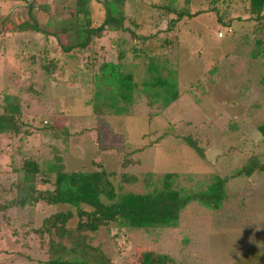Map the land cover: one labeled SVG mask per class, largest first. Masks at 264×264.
Listing matches in <instances>:
<instances>
[{
	"label": "rangeland",
	"instance_id": "1",
	"mask_svg": "<svg viewBox=\"0 0 264 264\" xmlns=\"http://www.w3.org/2000/svg\"><path fill=\"white\" fill-rule=\"evenodd\" d=\"M166 1L125 0L124 25L142 35L162 30L168 16L157 5ZM34 2L48 6L32 10L38 24L55 31L56 23L71 15L74 0ZM176 3L181 6L182 0ZM90 6L91 22L97 24L101 10ZM206 6L207 0H188L191 11ZM216 7L217 14L184 17L170 34L156 33L143 42L126 31L107 30L86 50L70 55L60 50L68 34L45 38L17 31L14 26L26 19L24 0H0V113L3 95L11 96L26 132L0 134V264H46L42 219L67 206L39 200L19 207L13 200L22 161L31 158L43 167L54 155L65 171L104 169L120 191H144V173L152 179L175 173V185L192 191L204 188L213 175L227 178L218 209L189 202L175 227L109 224L92 233L91 243L109 264H141L142 253L153 252L170 264H264V174L231 176L248 158H264L257 131L264 123V51L250 56L263 34L260 23L248 18L247 0H219ZM163 39L171 45H161ZM132 47L145 48L175 71L181 95L172 105H147L138 90L148 59L140 51L133 54ZM117 60L134 76V101L126 113L95 114L93 76L101 62ZM48 61L56 65L51 73L42 67ZM187 135L202 148L203 158L185 144ZM122 174L136 180L125 182ZM52 181V173H38L33 185L51 190Z\"/></svg>",
	"mask_w": 264,
	"mask_h": 264
},
{
	"label": "trees",
	"instance_id": "2",
	"mask_svg": "<svg viewBox=\"0 0 264 264\" xmlns=\"http://www.w3.org/2000/svg\"><path fill=\"white\" fill-rule=\"evenodd\" d=\"M207 0L205 8L191 11L188 0H182L177 6V0H167L157 5L166 15L165 27L147 35L135 34L124 25L125 15L123 5L125 0H74L73 11L69 17L56 23L55 31L41 27L32 10L46 11L48 6L36 3L34 0H24L26 4V19L14 26L15 30H29L39 33L45 38L56 37L57 32L68 34L69 41L60 45V50L72 55L84 51L94 38L101 37L107 30L126 31L141 42L154 37L156 33L170 34L182 18H192L203 13H218L217 2ZM101 10L100 21L91 22L92 10ZM248 18L260 23L259 32L262 37L254 40L250 56L256 58L264 51V0H247ZM216 20L219 22L218 17ZM45 25H47L45 23ZM170 46L169 39H163L161 45ZM160 45V46H161ZM133 54L143 53L148 59L145 65V77L140 82L139 93L146 97L147 105L158 103L160 107L169 106L178 98L175 71L165 65L166 61H158L148 55L145 48H131ZM69 55V56H70ZM123 56V51L117 53V58ZM103 61L97 67L93 76V96L90 99L92 111L95 114L110 111L115 115L128 112L133 103L137 85L131 72L122 71V63ZM55 62L48 61L42 65L46 73L55 69ZM5 105L0 113V134L11 133L18 135L26 133L22 128L23 122L19 117V106L9 95H3ZM257 131L264 140V123L257 126ZM185 144L200 158L203 150L190 136H183ZM20 180L17 184V195L14 205L23 207L32 205L39 200L50 205H66L64 211L54 212L42 219V229L39 233L47 236L46 264H109V259L98 245L91 243V234L101 227L115 224L117 227L137 229L175 227L180 212L189 202H196L207 209L216 210L223 201V191L227 178L213 175L212 179L196 191L185 190L175 185L176 174L164 172L152 179L151 173H144L145 189L142 192L120 191L121 186L115 187L109 179V173L104 169L83 171H65L60 156L54 155L43 167L36 160L26 158L20 166ZM257 172L264 174V158L259 160L250 157L237 168L231 176H249ZM38 173H52V189L37 190L34 188L35 176ZM125 182L134 181L132 175H121ZM74 223L69 225V220ZM54 235L55 239L51 237ZM141 264H170L171 260L163 254L155 253L141 255Z\"/></svg>",
	"mask_w": 264,
	"mask_h": 264
},
{
	"label": "crops",
	"instance_id": "3",
	"mask_svg": "<svg viewBox=\"0 0 264 264\" xmlns=\"http://www.w3.org/2000/svg\"><path fill=\"white\" fill-rule=\"evenodd\" d=\"M218 32H219V31H218ZM218 32H217V33H218ZM222 37H223V33H221V36H217V38H222ZM177 89H178V84H177ZM179 91H180V90H179ZM179 91H178V92H179ZM180 95H181V93L179 92L178 98L180 97ZM178 98H177V99H178ZM177 99H176V100H177ZM176 100H174V101H173L171 104H169V105H172Z\"/></svg>",
	"mask_w": 264,
	"mask_h": 264
},
{
	"label": "built area",
	"instance_id": "4",
	"mask_svg": "<svg viewBox=\"0 0 264 264\" xmlns=\"http://www.w3.org/2000/svg\"><path fill=\"white\" fill-rule=\"evenodd\" d=\"M217 36H221V32H218V33H217Z\"/></svg>",
	"mask_w": 264,
	"mask_h": 264
}]
</instances>
